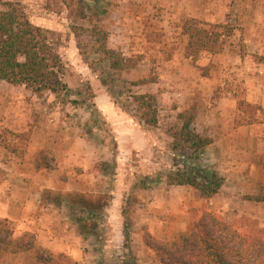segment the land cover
<instances>
[{
  "label": "rangeland",
  "instance_id": "1",
  "mask_svg": "<svg viewBox=\"0 0 264 264\" xmlns=\"http://www.w3.org/2000/svg\"><path fill=\"white\" fill-rule=\"evenodd\" d=\"M6 1L10 0H0V10ZM11 1L20 2L30 21L47 31L65 64L63 79L69 89L58 95L36 93L0 79V92H7L10 99L13 95L23 99L30 126L18 131L4 127L1 122L9 109L3 105L0 154L15 155L31 164L43 157L39 149L36 153L28 150L34 124L51 131L66 123L73 134L83 135L94 149L93 155L87 156L90 173L103 171L106 178L100 185L126 193L124 243L129 256L134 246L130 236L134 237L136 230H147L142 218L150 208L165 219V237L154 236L163 241L188 232L194 210L213 212L239 228L244 227L243 219L250 217L264 228V219L259 218L264 204L247 198L255 195L251 194L255 187L259 190L260 159L264 158V0ZM253 7L259 12H247ZM242 13L247 17L242 18ZM186 18L220 31L219 49L188 56V37L182 31ZM216 24L224 27L213 28ZM99 31L106 36V47L115 52L112 59L99 50L103 44ZM118 58H124L125 66L114 70L110 62ZM134 94L155 97V126L143 123ZM192 106L193 128L212 142L195 153L187 150L182 154L171 149L168 130L180 124L178 113ZM105 107L112 108L115 118L120 117V111L126 112L133 125L124 119L111 124L103 113ZM114 125L120 131L141 126L149 142L141 129L133 130L132 137V133L122 136L124 131H116ZM129 143L124 151L121 144ZM182 159L190 166L217 171L224 179L220 191L204 200L188 185H168L167 174L182 168ZM236 175L240 179L232 180ZM94 200L106 202L110 195ZM151 201L156 205L150 207ZM134 203L140 206L135 209ZM135 220L139 224L133 226ZM102 227L106 229V225ZM30 235L26 232L15 239L33 244L35 249L30 251L38 264L44 263L38 261L37 251L47 259L46 264L72 263L69 257L41 251ZM18 252H7L0 264H32L28 258L14 261L13 254ZM133 258L138 260L136 264H161L155 252H141Z\"/></svg>",
  "mask_w": 264,
  "mask_h": 264
},
{
  "label": "crops",
  "instance_id": "2",
  "mask_svg": "<svg viewBox=\"0 0 264 264\" xmlns=\"http://www.w3.org/2000/svg\"><path fill=\"white\" fill-rule=\"evenodd\" d=\"M247 12L257 13L259 9L253 7ZM241 15L242 18L247 17L245 13ZM12 98L7 92H0V114L3 105L9 109L2 125L13 131L23 126L29 128L26 124L28 111L23 99L16 95ZM111 109L103 108L111 124L124 119L133 125L126 112L120 111V117L115 118ZM63 125L58 124L51 131L43 130L38 124L33 125L29 139L32 148L29 146L28 150L36 153L39 149L38 152L42 151L43 156L37 162L33 160L34 164L26 163V160H20L15 155L5 157L0 154V176L4 180L0 184V218L11 221L14 238L29 232L41 248L53 256L69 257L77 264H136L138 260L133 255L139 257L141 252L153 255L154 251L143 240L142 229L134 231V237L130 236L134 246L132 256L127 254L128 247L124 243L127 201L123 198L126 193L100 185V181L104 184L102 178H106V175L99 170L90 173V161L87 159L88 155H93L94 149L83 135L73 134L71 127H65L66 123ZM114 127L118 132L124 131L122 136L132 133L131 137L133 130L141 129L144 140L149 142L141 126L140 129L130 126L122 131L116 125ZM128 145L131 143L126 146L121 144V147L127 151ZM231 178L240 179L238 175ZM247 181L253 180L248 178ZM258 191V187H255L251 194H257ZM106 193L110 195V200H94H101ZM137 205L140 206L135 204L133 208L136 209ZM148 205L151 207L156 204L151 201ZM157 214L150 208L149 213L143 214L145 217L142 220L151 235L163 238L166 235L165 219ZM261 215L259 218L264 219V214ZM135 221L133 226L139 224V221ZM104 225L106 229L102 227ZM16 254H13L14 261L28 258L32 264H38L30 250Z\"/></svg>",
  "mask_w": 264,
  "mask_h": 264
},
{
  "label": "trees",
  "instance_id": "3",
  "mask_svg": "<svg viewBox=\"0 0 264 264\" xmlns=\"http://www.w3.org/2000/svg\"><path fill=\"white\" fill-rule=\"evenodd\" d=\"M3 4L5 8L0 10V79L12 85H23L36 93L49 91L58 95L67 91L69 87L63 79L65 64L49 40L47 31L30 21L20 2L10 0ZM221 27L224 25L213 26ZM182 31L188 37V56L219 49L222 33L203 28L195 18H186ZM98 35L103 43L99 50L107 59H112L115 52L106 47L105 34L99 31ZM123 59L110 62V67L114 70L123 68ZM132 98L143 123L155 126V97L151 94H134ZM177 118L180 124H175L168 130L172 137V150L182 154L187 150L195 153L212 142L210 137L193 128L194 106L178 113ZM181 162L182 168L178 167L167 174L168 185H188L204 200L220 191L224 179L217 171L190 166L185 164V159ZM260 164L259 191L247 197L256 202L264 201V158L260 159ZM243 220L244 227L239 228L213 212L203 209L196 213L194 210L189 231L180 237L163 241L146 230L143 240L155 252L161 264H264V228L250 217ZM29 238L35 239L34 235ZM34 249L31 242L16 240L10 221L0 218V258L7 252ZM40 249L48 252L41 247ZM36 256L38 261L47 263L41 252L37 251ZM71 264L77 262L72 261Z\"/></svg>",
  "mask_w": 264,
  "mask_h": 264
}]
</instances>
